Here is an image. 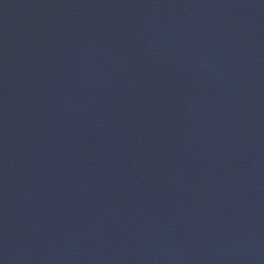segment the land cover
I'll use <instances>...</instances> for the list:
<instances>
[{
    "label": "water",
    "instance_id": "water-1",
    "mask_svg": "<svg viewBox=\"0 0 264 264\" xmlns=\"http://www.w3.org/2000/svg\"><path fill=\"white\" fill-rule=\"evenodd\" d=\"M0 264H264V0H0Z\"/></svg>",
    "mask_w": 264,
    "mask_h": 264
}]
</instances>
